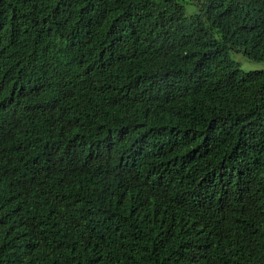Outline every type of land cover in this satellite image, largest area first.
Segmentation results:
<instances>
[{
	"label": "trees",
	"instance_id": "1",
	"mask_svg": "<svg viewBox=\"0 0 264 264\" xmlns=\"http://www.w3.org/2000/svg\"><path fill=\"white\" fill-rule=\"evenodd\" d=\"M0 0V264H264V0Z\"/></svg>",
	"mask_w": 264,
	"mask_h": 264
},
{
	"label": "rangeland",
	"instance_id": "2",
	"mask_svg": "<svg viewBox=\"0 0 264 264\" xmlns=\"http://www.w3.org/2000/svg\"><path fill=\"white\" fill-rule=\"evenodd\" d=\"M182 2L184 3L186 12L188 14L197 12L199 10V6L194 2L188 0H183ZM229 56L234 61L238 62L241 69L244 71L249 72L264 70V61L249 58L241 51L230 50Z\"/></svg>",
	"mask_w": 264,
	"mask_h": 264
}]
</instances>
